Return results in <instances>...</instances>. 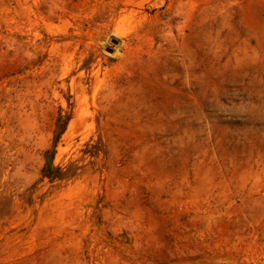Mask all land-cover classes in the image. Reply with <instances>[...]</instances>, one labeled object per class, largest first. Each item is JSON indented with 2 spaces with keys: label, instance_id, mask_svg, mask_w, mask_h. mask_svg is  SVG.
<instances>
[{
  "label": "rangeland",
  "instance_id": "rangeland-1",
  "mask_svg": "<svg viewBox=\"0 0 264 264\" xmlns=\"http://www.w3.org/2000/svg\"><path fill=\"white\" fill-rule=\"evenodd\" d=\"M0 264H264V0H0Z\"/></svg>",
  "mask_w": 264,
  "mask_h": 264
}]
</instances>
